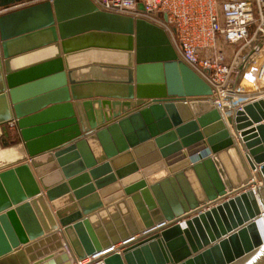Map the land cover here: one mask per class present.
<instances>
[{
  "label": "water",
  "instance_id": "water-1",
  "mask_svg": "<svg viewBox=\"0 0 264 264\" xmlns=\"http://www.w3.org/2000/svg\"><path fill=\"white\" fill-rule=\"evenodd\" d=\"M92 52L116 58L76 61ZM211 94L145 18L91 0L1 13L0 140L22 148L0 167V264H74L118 243L106 264H264V96L223 118Z\"/></svg>",
  "mask_w": 264,
  "mask_h": 264
},
{
  "label": "built area",
  "instance_id": "built-area-1",
  "mask_svg": "<svg viewBox=\"0 0 264 264\" xmlns=\"http://www.w3.org/2000/svg\"><path fill=\"white\" fill-rule=\"evenodd\" d=\"M46 0H19L0 7V14ZM51 1V0H49ZM104 11L145 18L168 34L178 57L211 87L210 102L224 118L243 104L264 96V47L228 91L232 74L248 52L264 41V0H91ZM142 5L140 8L139 5ZM247 87L243 82L247 74ZM169 220L146 232H159ZM116 245L78 264H106Z\"/></svg>",
  "mask_w": 264,
  "mask_h": 264
},
{
  "label": "bare ground",
  "instance_id": "bare-ground-1",
  "mask_svg": "<svg viewBox=\"0 0 264 264\" xmlns=\"http://www.w3.org/2000/svg\"><path fill=\"white\" fill-rule=\"evenodd\" d=\"M93 58H116V56H114V55H111V54H105V53H87V54H84V55H81L80 57H78V59H76V61H78V60H80V61H84V60H88V59H93ZM72 62V63H77V62ZM223 116V115H222ZM223 118H224V116H223ZM22 147H17V148H15V147H7L6 148V150H10V149H15V151L17 150L18 151V149H21ZM16 153V152H15ZM19 154H20V152L18 151L17 153H16V155L17 156H19ZM183 162V163H185V162H188L189 161V157L188 156H186V157H183L182 159H180V160H178L177 162H173L172 164H169V166H168V168L169 169H172V168H175V167H179V168H181V167H183V166H181L182 164L180 163L179 164V162ZM7 162H10V161H7ZM181 166V167H180ZM141 169V168H140ZM254 171H252L251 169H250V172H249V174L251 175V180H254L255 178H254V173H253ZM250 182V181H249ZM257 186L258 185H254V186H252L251 187V189L252 190H254V191H256L257 192ZM257 195V194H256ZM259 207H260V210L262 209V205H261V203H260V205H259ZM260 221V220H259ZM178 223L180 224V226L183 228V227H185V220H181V221H178ZM117 248V247H116ZM74 264H78V263H74Z\"/></svg>",
  "mask_w": 264,
  "mask_h": 264
},
{
  "label": "crops",
  "instance_id": "crops-1",
  "mask_svg": "<svg viewBox=\"0 0 264 264\" xmlns=\"http://www.w3.org/2000/svg\"><path fill=\"white\" fill-rule=\"evenodd\" d=\"M1 133V132H0ZM1 136V135H0ZM2 150V149H1ZM18 152L17 150L15 151V149H10V150H3L2 152H0V159H2L1 160V162H0V167L3 165V163L4 162H7V161H12V160H14V159H16V158H18L19 156H17L16 155V153ZM184 162V161H183ZM182 161L181 162H179V164L181 163L182 165L181 166H184V165H186L187 164V162H185V163H183ZM180 166V167H181ZM177 168H179V167H175V168H172V169H169L170 170V172H173L174 170H176ZM142 169H140V171H141ZM119 200H121V199H116V200H114V201H112L111 203H109V204H115L116 202H118ZM104 206H106V205H104ZM62 240V239H61ZM63 241V240H62ZM53 244V243H52ZM119 244H121V243H118L116 246H119ZM23 246V245H22ZM33 254H36V252H33ZM30 255L28 254V253H25V259L29 262V264H38V262L41 260H39V258L40 257H37V259L35 260V261H31L30 260ZM17 262L19 263V260H17ZM9 264V263H8Z\"/></svg>",
  "mask_w": 264,
  "mask_h": 264
},
{
  "label": "rangeland",
  "instance_id": "rangeland-1",
  "mask_svg": "<svg viewBox=\"0 0 264 264\" xmlns=\"http://www.w3.org/2000/svg\"><path fill=\"white\" fill-rule=\"evenodd\" d=\"M251 79L250 77V74L248 73L247 76H246V79L244 80V84L249 87V88H253V84H247V81ZM1 135V134H0ZM2 137V135L0 136V138ZM12 148V147H11ZM2 149V150H1ZM3 150H6V147H4L1 143V140H0V152H2ZM2 159H0V162H1Z\"/></svg>",
  "mask_w": 264,
  "mask_h": 264
}]
</instances>
